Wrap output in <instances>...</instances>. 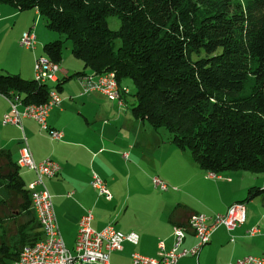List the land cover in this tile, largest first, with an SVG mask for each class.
<instances>
[{
    "label": "trees",
    "instance_id": "obj_1",
    "mask_svg": "<svg viewBox=\"0 0 264 264\" xmlns=\"http://www.w3.org/2000/svg\"><path fill=\"white\" fill-rule=\"evenodd\" d=\"M0 4L20 12L37 10L47 28L64 37L44 46L46 57L61 65L64 43L71 42L73 57L84 66L54 88L0 71L3 97L17 95L24 105H43L52 90L60 94L69 80L87 71L113 73L121 96L127 80L136 88L133 117L156 131L166 129L171 143L190 152L202 171L264 175V0ZM109 17L120 20L118 30L110 29ZM19 170L10 153L0 150V188L10 197L0 204L11 207L20 199L19 208L29 210L30 195ZM260 196L264 188H251L245 202ZM183 208L177 206L172 218Z\"/></svg>",
    "mask_w": 264,
    "mask_h": 264
},
{
    "label": "crops",
    "instance_id": "obj_2",
    "mask_svg": "<svg viewBox=\"0 0 264 264\" xmlns=\"http://www.w3.org/2000/svg\"><path fill=\"white\" fill-rule=\"evenodd\" d=\"M34 11L39 15L37 10ZM27 12L0 4L2 72H6V61L13 51L5 41L7 35L16 32V39L12 42L15 46L26 31L34 29L31 15ZM38 46L37 37L36 48L25 50L24 59L20 58L22 67L14 68V72L9 74L34 80L35 61L46 57ZM17 63H20L18 59ZM72 75L74 73L69 67L61 65L59 80ZM68 82L60 93L62 104L51 111L48 119L52 129L64 133L60 141H52L30 119L23 120V130L16 126H3V116L11 113V107L0 94V150L10 153L12 161L17 164L25 135L35 162L51 159L60 166V173L47 180L46 187L53 197L58 225L70 251L75 247L79 221L87 211L94 215L92 227L97 232L112 226L123 234L139 236L137 245L125 243L123 251L113 253L110 264H132L133 253L159 258L161 244L166 251L172 248L175 226L187 228L184 248L188 249L197 243L188 228L191 215L204 214L210 218L224 215L233 204L243 203L251 188H264V175L253 172H226L219 179L210 178L187 152L178 150L170 137H164L160 129L156 131L149 124L135 119L132 110L126 113L129 104L125 94H120L122 106L99 93L83 95L80 90L64 94ZM71 109L82 111L85 124L73 125L66 118ZM19 171L26 188L35 181L34 172ZM94 173L107 183L112 201H106L92 188ZM155 176L169 186L162 195H155L152 181ZM154 198L158 199V205L150 202ZM9 200L7 193L0 194V201ZM16 202L11 207L0 204L2 264H11L24 246L43 237L36 213L31 207L29 210L20 209V199ZM179 205L184 208L172 218ZM245 207L244 225L233 231L220 227L197 257L182 259L178 264H229L246 256L264 257V196L246 202Z\"/></svg>",
    "mask_w": 264,
    "mask_h": 264
},
{
    "label": "built area",
    "instance_id": "obj_3",
    "mask_svg": "<svg viewBox=\"0 0 264 264\" xmlns=\"http://www.w3.org/2000/svg\"><path fill=\"white\" fill-rule=\"evenodd\" d=\"M20 45L26 50H34L37 45V37L34 29L24 33ZM61 65L51 61L47 57H40L35 64V80L40 83H57ZM82 94L99 93L111 102H118L119 85L113 73L102 75L87 73L79 78ZM11 113L5 114L2 119L3 126H16L23 130V120L35 121L40 129L46 132L52 141H60L64 133L54 130L48 123L51 111L62 104V98L56 90H52L49 100L43 105H24L21 99L15 95L6 98ZM121 106L122 104L119 103ZM125 158L127 155L125 154ZM20 170L34 172L35 181L28 187L31 208L36 213L43 237L32 244L24 246L16 260L11 264H110L111 255L121 252L125 243L137 245L139 236L135 233L123 234L108 226L104 231L97 232L93 229L94 215L92 211L80 219L73 251H70L62 237L55 209L53 197L46 187V181L52 180L60 173V166L53 160L47 159L41 163L35 162L27 139L23 135V147L20 149V157L17 162ZM212 179H219L215 174H208ZM155 188L166 192L169 190L167 183L160 177L152 178ZM92 188L106 201H112L113 196L107 183L97 174L92 175ZM246 222V207L244 203H235L229 207L224 215L208 217L204 214H193L189 218L188 228L192 231L197 243L191 248H184L187 237V228L175 226L173 228V246L169 251L161 244L159 258H150L139 253L132 254V264H178L185 258L197 257L200 251L210 243L213 233L220 227L233 231ZM254 230L251 231L253 233ZM229 264H264V257L246 256Z\"/></svg>",
    "mask_w": 264,
    "mask_h": 264
},
{
    "label": "rangeland",
    "instance_id": "obj_4",
    "mask_svg": "<svg viewBox=\"0 0 264 264\" xmlns=\"http://www.w3.org/2000/svg\"><path fill=\"white\" fill-rule=\"evenodd\" d=\"M27 13H30V15H31L34 32H35L36 36L38 37V43H39L38 48L39 49L42 48L41 53L43 52V48L45 46L44 44H47L49 42L58 41V40H62V41L64 40L63 36H61L58 33H55V32H52L51 30H49L47 28L46 23L44 22V20L41 18L40 15H37L34 10H30ZM108 24H109V27H110L111 30H115L116 31V30H118L120 28V20L118 18H116V17H109L108 18ZM15 39H16V32H14L13 34L7 35V37L5 39L6 43L13 49V51L10 54V59L8 61H6L8 63L7 64V69H4L8 73L14 72V70H15L14 68L18 69V68H20V66L22 67V61H20V58L24 59V57H25V56H23L24 55L23 52L26 49L23 48L20 45L22 37H21V39L19 41L16 42L15 46H12V42ZM43 42H46V43H43ZM120 44H121L120 41H118L117 42V47H119ZM71 46H72L71 42L64 43L63 61H62L61 65L65 66L66 68L69 67L71 69V72L76 74L78 72H81L82 69L84 68V66H83L81 61H79V60H77V59H75L73 57V55L71 53ZM18 47H19V49H18ZM32 52L33 51H30V53H32ZM26 53H28V52H26ZM17 59L20 62L19 64L17 63ZM35 64H36V61L34 63V74H35ZM8 70H12V71H8ZM6 72H4V73H6ZM11 75H13V73H11ZM25 80H28V79H25ZM78 84H79V81L77 79H75V78L72 79L70 82H68V84H67L68 87L66 88L64 94H69L71 92L80 91L81 89H80V86ZM124 89H126L125 95L127 97L128 104H129L128 105V109L126 111V113H128V112H130L132 110V108L134 107L133 104L136 101V99H135L136 88H135V86H134V84H133V82L131 80H127L125 82V84H124ZM120 94H121V91H120ZM78 102H80V101H78ZM121 102L122 101H120L119 103H121ZM72 103H74V102H72ZM71 111H73V113H71ZM66 118L69 121H72L73 125H76V124H79V123L80 124H85L84 115H83L82 111L80 113L79 109H71L70 112L66 115ZM159 132L164 137L165 136L166 137H171V134L164 128H161L159 130ZM187 153L191 156L190 152L187 151ZM191 158H192V156H191ZM223 174H225V173H223ZM154 191H155V195L156 196L162 195V194L165 193V192H162L161 190H159L157 188H154ZM205 192H206V194H208L209 191L206 190ZM1 193L5 194L2 188H0V194ZM246 197H244V198H246ZM257 199H260V197H257ZM150 202L154 203L155 205H158V203H159L157 198L152 199V201H150ZM243 202H245V201H243ZM245 205H246V202H245Z\"/></svg>",
    "mask_w": 264,
    "mask_h": 264
},
{
    "label": "bare ground",
    "instance_id": "obj_5",
    "mask_svg": "<svg viewBox=\"0 0 264 264\" xmlns=\"http://www.w3.org/2000/svg\"><path fill=\"white\" fill-rule=\"evenodd\" d=\"M113 85H118L117 83H112ZM121 96H120V90L118 91V99L120 100Z\"/></svg>",
    "mask_w": 264,
    "mask_h": 264
}]
</instances>
